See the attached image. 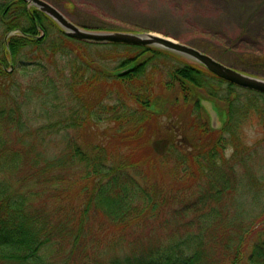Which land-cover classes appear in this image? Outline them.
Wrapping results in <instances>:
<instances>
[{"label":"trees","instance_id":"16d2710c","mask_svg":"<svg viewBox=\"0 0 264 264\" xmlns=\"http://www.w3.org/2000/svg\"><path fill=\"white\" fill-rule=\"evenodd\" d=\"M0 23V264H264V93L166 49L70 37L24 0H0ZM243 57L264 69V49ZM252 110L247 144L232 119Z\"/></svg>","mask_w":264,"mask_h":264},{"label":"rangeland","instance_id":"374dc122","mask_svg":"<svg viewBox=\"0 0 264 264\" xmlns=\"http://www.w3.org/2000/svg\"><path fill=\"white\" fill-rule=\"evenodd\" d=\"M48 2L70 20L88 29L115 27L124 31L158 33L196 45L199 49L222 58L239 70L264 77L263 68L250 65L243 57L246 52L259 54L264 49V0H49ZM68 2L72 4L71 7H68ZM47 27L49 35L57 32L55 27L49 24ZM2 32L0 23V36L2 34L1 37L5 38ZM108 48L100 45L90 46L91 51H103ZM28 61L30 60L26 58L20 59V62ZM173 61L177 62L176 64L182 62L179 59ZM17 65L18 63L15 62L16 75L19 74ZM113 65L112 61L107 63L108 67ZM11 69L12 67L7 68V70ZM161 91L166 92L164 88ZM219 105L222 107L221 104ZM203 111L205 112L204 109ZM205 114L209 122V115L206 112ZM42 122L36 121L33 125H41ZM232 122L235 131L247 144H253L263 136L261 119L253 110L244 116L235 114ZM98 124L101 128L106 127L104 124ZM249 169H252L251 164ZM238 203H241V200ZM73 260L71 258L72 263Z\"/></svg>","mask_w":264,"mask_h":264},{"label":"water","instance_id":"95a60500","mask_svg":"<svg viewBox=\"0 0 264 264\" xmlns=\"http://www.w3.org/2000/svg\"><path fill=\"white\" fill-rule=\"evenodd\" d=\"M24 1L27 3V6H34L50 17L70 37L93 42H115L166 49L201 64L219 78L239 87L264 93V77L229 66L190 44L154 32L88 29L70 20L47 0ZM10 33L6 34L5 39ZM42 34L43 32L40 35ZM199 102L209 115V125L212 128H220L226 120L225 111L220 112L216 103L208 98L199 97Z\"/></svg>","mask_w":264,"mask_h":264},{"label":"flooded vegetation","instance_id":"af4514ba","mask_svg":"<svg viewBox=\"0 0 264 264\" xmlns=\"http://www.w3.org/2000/svg\"><path fill=\"white\" fill-rule=\"evenodd\" d=\"M122 44H125V43H122ZM187 58V57H186Z\"/></svg>","mask_w":264,"mask_h":264}]
</instances>
